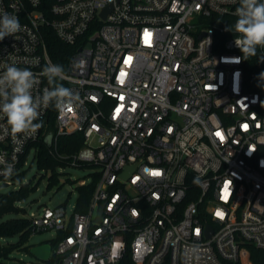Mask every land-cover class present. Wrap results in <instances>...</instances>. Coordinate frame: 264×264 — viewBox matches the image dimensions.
<instances>
[{
    "label": "built area",
    "instance_id": "obj_1",
    "mask_svg": "<svg viewBox=\"0 0 264 264\" xmlns=\"http://www.w3.org/2000/svg\"><path fill=\"white\" fill-rule=\"evenodd\" d=\"M237 7L0 0V13L22 26L0 41V74L9 65L31 70L34 96L52 87L40 75L55 64L48 30L77 47L61 81L78 102L42 107L34 134L13 135L0 113V187L18 181L36 143L58 151L73 133L83 146L59 156L95 167L85 211L60 204L26 216L34 233L57 232L46 264H121L127 253L134 264H254L248 246L264 248V79L248 71L236 34L217 38L226 27L216 17L236 16Z\"/></svg>",
    "mask_w": 264,
    "mask_h": 264
},
{
    "label": "clouds",
    "instance_id": "obj_2",
    "mask_svg": "<svg viewBox=\"0 0 264 264\" xmlns=\"http://www.w3.org/2000/svg\"><path fill=\"white\" fill-rule=\"evenodd\" d=\"M235 14V23L225 30L236 34L234 43L243 59L256 57L257 49H264V0H239ZM21 30L17 16L0 13V41ZM40 75L46 77L52 87L34 96L32 90L39 81L31 70L9 65L0 74V113L6 117L13 135L36 133L42 127V122H36L40 120L42 107L46 109L54 102L55 108L63 111L80 100L78 92L57 82L64 78L63 66L49 63ZM260 77L264 78V73ZM13 170L14 165L8 164L4 174L10 176ZM199 182V177L194 178V184Z\"/></svg>",
    "mask_w": 264,
    "mask_h": 264
},
{
    "label": "trees",
    "instance_id": "obj_3",
    "mask_svg": "<svg viewBox=\"0 0 264 264\" xmlns=\"http://www.w3.org/2000/svg\"><path fill=\"white\" fill-rule=\"evenodd\" d=\"M236 19L237 16L229 15L216 17L218 24L226 28L233 25ZM48 31L46 39L50 48L49 51L51 57L55 64L61 65L65 69L70 56L77 49V47L63 43L56 37L54 31ZM230 35H235V33L225 31L223 33H218L217 38L219 41H222ZM245 62L248 71L257 72L259 79H261L260 74L264 73V58L261 57L259 50L257 49L256 57H249L248 59H245ZM57 82L63 84L61 80H58ZM258 88L264 92V84L262 86L259 85ZM52 117H54V115L51 114V120ZM83 143L84 139L81 133H73L62 136L59 141L58 151L53 150L46 140H41L36 143L38 151L36 152L35 158L38 166L42 169L51 170L53 172V174L49 177L48 188L54 185L55 180L58 179L56 171L57 166L68 163L70 164V158L60 157L59 154L72 155L83 146ZM25 175L26 170H23L15 177V179L22 181ZM96 180L97 174L91 182L78 186V197L76 201L77 211H85L88 204H90L89 202L91 200L92 193L96 187ZM32 189L33 188L30 187V184L23 183L18 190H12L7 194H3L0 198V239L16 235L20 237V240L17 243H2L0 241V264H8L6 260L9 258L10 253L13 252L15 248H18L20 244L26 242L29 237L32 236V233H34V226L29 218L25 216H12L11 218H4V216L9 213L19 214L20 208L15 204L16 201L27 198ZM248 248L250 250V258L252 259V262L254 264H264V248H257L251 245H249ZM130 256L131 255L127 253L121 264H134Z\"/></svg>",
    "mask_w": 264,
    "mask_h": 264
},
{
    "label": "rangeland",
    "instance_id": "obj_4",
    "mask_svg": "<svg viewBox=\"0 0 264 264\" xmlns=\"http://www.w3.org/2000/svg\"><path fill=\"white\" fill-rule=\"evenodd\" d=\"M33 147L29 152L27 164L24 166L26 175L21 181L13 182L9 186L0 187V193L7 194L12 190H18L23 183L30 184L32 191L30 195L20 201H16L19 206V214L9 213L4 218H11L12 216H27L34 212L38 214L42 212L45 206L55 207L60 204H66L69 213H72L76 205L78 197V186L82 180L91 182L93 179L94 166H74L72 164L58 165L56 168L58 179L55 180L54 185L48 188L49 177L53 174L51 170L42 169L38 166L36 161V149ZM56 230L47 229L32 233V236L20 244L10 253L8 264H46L42 259L31 252V248L43 242L51 240L56 237ZM20 237L18 235L1 238L2 243H17Z\"/></svg>",
    "mask_w": 264,
    "mask_h": 264
},
{
    "label": "water",
    "instance_id": "obj_5",
    "mask_svg": "<svg viewBox=\"0 0 264 264\" xmlns=\"http://www.w3.org/2000/svg\"><path fill=\"white\" fill-rule=\"evenodd\" d=\"M9 183H5L4 186H9L8 185ZM3 196V193H0V198ZM102 210V209H101ZM100 216H101V213L99 215V220H100ZM209 237L211 236L212 234V228L209 226ZM51 249H52V245L49 243V242H43L39 245H35L31 248V252H33L36 256H38L40 259L42 260H48L49 257H50V254L51 253Z\"/></svg>",
    "mask_w": 264,
    "mask_h": 264
},
{
    "label": "snow or ice",
    "instance_id": "obj_6",
    "mask_svg": "<svg viewBox=\"0 0 264 264\" xmlns=\"http://www.w3.org/2000/svg\"><path fill=\"white\" fill-rule=\"evenodd\" d=\"M155 175H158L159 173H154Z\"/></svg>",
    "mask_w": 264,
    "mask_h": 264
}]
</instances>
